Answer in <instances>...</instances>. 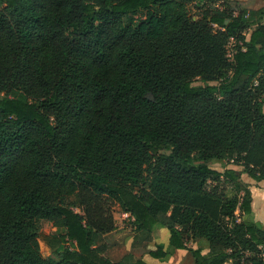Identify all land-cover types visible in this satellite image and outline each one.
Here are the masks:
<instances>
[{
	"label": "trees",
	"instance_id": "1",
	"mask_svg": "<svg viewBox=\"0 0 264 264\" xmlns=\"http://www.w3.org/2000/svg\"><path fill=\"white\" fill-rule=\"evenodd\" d=\"M190 1L0 0V264H264V5Z\"/></svg>",
	"mask_w": 264,
	"mask_h": 264
},
{
	"label": "rangeland",
	"instance_id": "2",
	"mask_svg": "<svg viewBox=\"0 0 264 264\" xmlns=\"http://www.w3.org/2000/svg\"><path fill=\"white\" fill-rule=\"evenodd\" d=\"M222 2L227 4L235 12L239 11L241 9L240 7L242 6L235 0H219L216 3L215 2L214 3H212V2L210 3V2H207V1H201V3H200L197 0H191L189 2L188 6H189L190 12L193 13L196 10V8L199 7V5H202V4L205 5L206 7H217L216 5L219 4L218 7L221 9L222 8ZM245 34L247 36L248 32H246ZM233 48H234V42H231V43L227 44V49L229 51H232ZM196 84H198V82H196ZM212 166L215 167L216 169H220V163H218V162L212 163ZM241 180H242V182L245 181V182L249 183L250 186H255L256 185L254 183V181H252L245 174H242ZM213 184H214L213 181H209L207 186L210 187ZM228 194H231V192L228 191ZM260 194H261L260 191H258V190L255 191V195H254L255 204L257 203L258 196ZM261 205L262 206H259V204H258V205L255 206L254 210L256 212V215L253 213L254 215L252 216L251 215L252 212H251L250 219L254 220V221H259L260 223H262L264 225L262 217H260V215H258V214H262V212L264 213V205L263 204H261ZM76 207H77V202H75V204H74V209L76 211H78L76 209ZM236 214H237V212H236ZM256 217H257V219H256ZM113 218H114L115 225L122 229V231L120 233H118V236H120L119 241L122 242L124 246H127L128 243H129V239L131 238L132 232L134 233V231L131 229L132 226L130 225V222L127 220V218H125V216L121 215V212H119V211H117L115 209H113ZM244 218L248 219L246 216ZM38 228H39V230L42 233H46V234H49V233H52L53 231H55V228L52 227L51 223L46 221V220H40L39 223H38ZM115 236H117V235H115ZM115 236L113 237L112 242L114 241ZM151 240H152V238H151ZM151 240L150 241H145V242H142V243H138V242L132 243V248L130 250H126L124 248L118 249L115 244H112V242H110L108 250H107V255L113 261L120 260L124 255L128 256L129 260H131L133 258H137V257H139L142 254V252L144 250H147V249L153 247L151 245ZM189 243L191 245H194V243L196 245H199V242L197 243V242L191 241ZM41 247H42L43 253L45 255H47L48 251H47V248L44 245V243L41 244ZM187 260L190 261L189 258H187Z\"/></svg>",
	"mask_w": 264,
	"mask_h": 264
},
{
	"label": "crops",
	"instance_id": "3",
	"mask_svg": "<svg viewBox=\"0 0 264 264\" xmlns=\"http://www.w3.org/2000/svg\"><path fill=\"white\" fill-rule=\"evenodd\" d=\"M235 1H237L240 5H242L241 8H248V9H258V8H260V7H262L264 5V0H235ZM263 111H264V106H263ZM252 181H254V180H252ZM245 183H247V182H245ZM254 183L256 184L255 186H250L249 185V188L251 190V196H252V200H251V209H252V214L251 215L252 216L254 214L256 215V212L254 210L256 205H258V204H259V206H262L261 204L264 205V182L263 181H260V182L254 181ZM247 184H249V183H247ZM257 190L260 191L261 194L258 196L257 203L255 204L254 195H255V191H257ZM237 214H239V211H237ZM121 215L125 216V218H127V220L129 222H131L130 218L128 217V214L121 213ZM258 215H260V217H262L263 223H264V213L262 212V214H258ZM245 216L248 219H250V217H251L250 214H249V215H243L241 218L245 219L244 218ZM256 219H257V217H256ZM133 235H134V233L132 232L131 238L129 239V243H128L127 246H124L123 243L119 241L120 236H118V234H117V236H115L114 241L112 242V244H115L118 249L124 248L126 250H130L132 248ZM168 238H169L168 230L166 228H160L157 231L156 237L151 240V245L153 246L155 243H157V244L161 243V244L164 245V248H166V246L168 244ZM187 246L192 247V248H197L198 247V245H196L195 243H194V245H191L189 243V244H187ZM204 252H206V250L202 251V253H204ZM136 259H141L146 264H188L187 250H185V249H176L173 252L171 258L168 261H165V262L160 261L159 259L151 257L149 254H147L146 250H144L139 257L133 258L130 261H134ZM225 264H231V263H225Z\"/></svg>",
	"mask_w": 264,
	"mask_h": 264
},
{
	"label": "built area",
	"instance_id": "4",
	"mask_svg": "<svg viewBox=\"0 0 264 264\" xmlns=\"http://www.w3.org/2000/svg\"><path fill=\"white\" fill-rule=\"evenodd\" d=\"M217 6H219V4H217ZM231 42H234V43H235V41L231 38V39H229V41H228L227 44H229V43H231ZM226 48H227V46H226ZM227 53H228V56L231 57V55H232V51H229V50L227 49ZM253 84L256 85V84H257V81L255 80Z\"/></svg>",
	"mask_w": 264,
	"mask_h": 264
},
{
	"label": "water",
	"instance_id": "5",
	"mask_svg": "<svg viewBox=\"0 0 264 264\" xmlns=\"http://www.w3.org/2000/svg\"><path fill=\"white\" fill-rule=\"evenodd\" d=\"M227 22V21H226Z\"/></svg>",
	"mask_w": 264,
	"mask_h": 264
}]
</instances>
